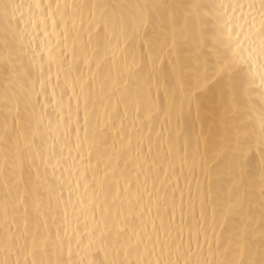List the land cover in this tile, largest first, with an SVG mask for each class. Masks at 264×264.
Segmentation results:
<instances>
[{
  "label": "snow or ice",
  "instance_id": "snow-or-ice-1",
  "mask_svg": "<svg viewBox=\"0 0 264 264\" xmlns=\"http://www.w3.org/2000/svg\"><path fill=\"white\" fill-rule=\"evenodd\" d=\"M0 264H264V0H0Z\"/></svg>",
  "mask_w": 264,
  "mask_h": 264
},
{
  "label": "bare ground",
  "instance_id": "bare-ground-1",
  "mask_svg": "<svg viewBox=\"0 0 264 264\" xmlns=\"http://www.w3.org/2000/svg\"><path fill=\"white\" fill-rule=\"evenodd\" d=\"M241 2H245V0H241ZM239 15V12H237V16ZM127 123V122H126ZM117 142V144L119 143V141L117 140L116 141Z\"/></svg>",
  "mask_w": 264,
  "mask_h": 264
}]
</instances>
